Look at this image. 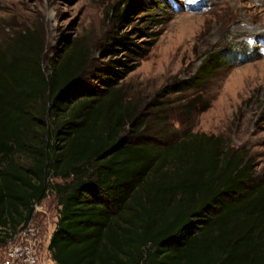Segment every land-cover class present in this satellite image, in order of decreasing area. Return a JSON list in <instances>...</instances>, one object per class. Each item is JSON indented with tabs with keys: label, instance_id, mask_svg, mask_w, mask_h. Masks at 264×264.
<instances>
[{
	"label": "trees",
	"instance_id": "obj_1",
	"mask_svg": "<svg viewBox=\"0 0 264 264\" xmlns=\"http://www.w3.org/2000/svg\"><path fill=\"white\" fill-rule=\"evenodd\" d=\"M130 11L108 9L120 23ZM111 39L110 55L140 49L126 35ZM232 51H217L171 92L203 82ZM85 55L74 41L45 69L38 28L0 34V244L51 188L55 264H264V172L249 152L222 135L170 131L163 103L140 113L118 87L127 67L110 66L91 92L72 89ZM127 126L154 135L129 140Z\"/></svg>",
	"mask_w": 264,
	"mask_h": 264
},
{
	"label": "rangeland",
	"instance_id": "obj_2",
	"mask_svg": "<svg viewBox=\"0 0 264 264\" xmlns=\"http://www.w3.org/2000/svg\"><path fill=\"white\" fill-rule=\"evenodd\" d=\"M199 1L188 0L178 7L169 0L158 6L157 0H149L152 5L141 7L139 0H0V34L26 26L38 28L45 69L76 41L85 50L87 65L72 89L91 92L102 86L101 80L110 66L118 70L127 67L130 71L118 87L137 102L140 113L152 114L155 105L163 103L170 131L191 129L222 135L230 146L247 150L261 174L264 39L259 40L258 35L264 34V0H212L205 8ZM117 2L131 8L123 23L108 12ZM123 35L139 45L138 53L118 48L115 55H110L106 49L111 37ZM244 48L249 50L245 53L247 58L238 56ZM222 49L234 52L227 64L215 68L203 82L179 93L171 92L174 84L189 79L207 58ZM189 102L190 108L185 107ZM152 130L161 131L156 126ZM146 132L144 129L135 135L127 126L121 135L129 140L153 137V133ZM56 210V196L50 188L32 217L43 246L54 229ZM5 247L6 244H0V262ZM40 255L45 264L48 248H43Z\"/></svg>",
	"mask_w": 264,
	"mask_h": 264
},
{
	"label": "built area",
	"instance_id": "obj_3",
	"mask_svg": "<svg viewBox=\"0 0 264 264\" xmlns=\"http://www.w3.org/2000/svg\"><path fill=\"white\" fill-rule=\"evenodd\" d=\"M37 205L35 204L34 209ZM38 237L39 228L34 224L33 218L22 223L12 238L5 243L2 264H42L40 253L43 248L48 247L43 246ZM48 261H51L50 258Z\"/></svg>",
	"mask_w": 264,
	"mask_h": 264
},
{
	"label": "crops",
	"instance_id": "obj_4",
	"mask_svg": "<svg viewBox=\"0 0 264 264\" xmlns=\"http://www.w3.org/2000/svg\"><path fill=\"white\" fill-rule=\"evenodd\" d=\"M50 236H51V234H50ZM50 236L48 237V241H47V243H46V246L48 247V244H49V240H50ZM48 258H50V260L52 261H48L47 262V260L45 261V264H55V262L51 259V257H50V254H49V257ZM44 263V262H43ZM0 264H2V262H0Z\"/></svg>",
	"mask_w": 264,
	"mask_h": 264
}]
</instances>
